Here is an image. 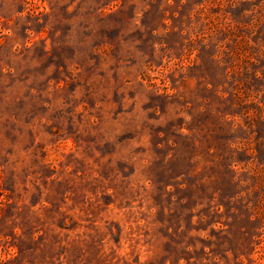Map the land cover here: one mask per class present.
I'll list each match as a JSON object with an SVG mask.
<instances>
[{"label":"rangeland","instance_id":"obj_1","mask_svg":"<svg viewBox=\"0 0 264 264\" xmlns=\"http://www.w3.org/2000/svg\"><path fill=\"white\" fill-rule=\"evenodd\" d=\"M0 264H264V0H0Z\"/></svg>","mask_w":264,"mask_h":264}]
</instances>
